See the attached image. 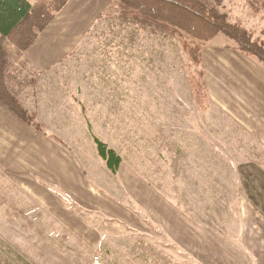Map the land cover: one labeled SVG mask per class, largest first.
Segmentation results:
<instances>
[{
  "label": "rangeland",
  "instance_id": "rangeland-1",
  "mask_svg": "<svg viewBox=\"0 0 264 264\" xmlns=\"http://www.w3.org/2000/svg\"><path fill=\"white\" fill-rule=\"evenodd\" d=\"M202 1L262 39L264 0L258 11L248 0ZM5 52L8 81L23 78L30 108L18 99L65 144L43 135L55 146L51 155L62 166L70 159L77 174L1 167L0 264L259 263L264 69L254 58L226 36L209 43L202 110L176 38L116 0L49 71L21 61L10 42ZM92 135L122 157L117 174Z\"/></svg>",
  "mask_w": 264,
  "mask_h": 264
},
{
  "label": "trees",
  "instance_id": "trees-1",
  "mask_svg": "<svg viewBox=\"0 0 264 264\" xmlns=\"http://www.w3.org/2000/svg\"><path fill=\"white\" fill-rule=\"evenodd\" d=\"M69 1L36 0L32 3L29 0H0V102L35 132L63 147L64 142L55 135L46 134L43 126L36 121V114L30 113L10 92L6 83L9 60L5 45L10 42L24 54ZM116 1L123 9L131 11L135 18L153 23L176 38L194 69L189 73L191 94L202 110H206L209 103L206 71L202 68L203 53L217 36L223 35L232 40L236 51L254 58L264 69V28L262 39L254 38L253 33L242 24L231 22L220 9L210 7L202 0ZM248 1L255 11L259 10L260 0ZM92 140L108 171L117 174L122 165L120 154L94 135Z\"/></svg>",
  "mask_w": 264,
  "mask_h": 264
},
{
  "label": "crops",
  "instance_id": "crops-1",
  "mask_svg": "<svg viewBox=\"0 0 264 264\" xmlns=\"http://www.w3.org/2000/svg\"><path fill=\"white\" fill-rule=\"evenodd\" d=\"M110 1L70 0L34 44L20 56L21 61L38 72L54 68L76 50ZM6 83L9 90L30 108L29 101L32 99L28 93L29 88L24 86L23 78L19 76L17 82L11 85L6 72ZM32 96L35 100V92H32ZM54 147L52 142L27 126L0 102V166L4 170L19 175L25 173L23 170L28 166L46 176L62 172L63 169L67 171V176H71V173L76 175L75 163L64 158L66 164L62 166L60 158L51 155L50 151L55 150ZM85 191L87 190L81 183V193ZM254 243L256 252L253 257L257 262L259 260L258 264H264V238L257 239Z\"/></svg>",
  "mask_w": 264,
  "mask_h": 264
}]
</instances>
